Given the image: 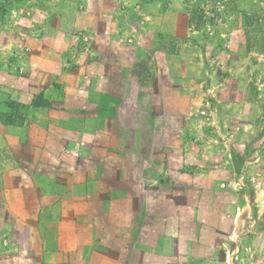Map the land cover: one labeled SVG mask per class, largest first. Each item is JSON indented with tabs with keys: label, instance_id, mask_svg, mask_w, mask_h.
Instances as JSON below:
<instances>
[{
	"label": "crops",
	"instance_id": "1",
	"mask_svg": "<svg viewBox=\"0 0 264 264\" xmlns=\"http://www.w3.org/2000/svg\"><path fill=\"white\" fill-rule=\"evenodd\" d=\"M81 3V10L69 5L77 18L69 23L73 31L63 30L57 17L48 25L60 44L36 47L29 67L16 72L19 77L9 76L17 71L12 68L0 74V110L5 95L35 115L31 121L24 114L21 126L0 123V264L203 261L195 252L202 221L194 204L180 202L202 196L196 187L202 177L158 173L159 159L154 152L143 157V152L162 149V126L155 121L132 124L134 113H154L145 101L160 100L164 66L153 61L148 46L134 45L141 28L165 34L163 15L146 16L149 21L139 27L135 17L111 19L94 12L91 0ZM117 8V14L124 10L123 5ZM180 23L173 32L179 37L186 33ZM83 34L91 44L79 40ZM184 46L178 61L193 63L192 44L188 52ZM142 66L154 73L150 86L156 94L138 91L139 104L128 106L130 87L144 84L134 72ZM41 93L51 107L32 106ZM159 113L156 109L155 116ZM89 118L91 125L86 124ZM79 146L85 149L80 158L72 155ZM168 198L178 202L165 205Z\"/></svg>",
	"mask_w": 264,
	"mask_h": 264
},
{
	"label": "rangeland",
	"instance_id": "2",
	"mask_svg": "<svg viewBox=\"0 0 264 264\" xmlns=\"http://www.w3.org/2000/svg\"><path fill=\"white\" fill-rule=\"evenodd\" d=\"M70 1L0 0V74L12 68L17 71L9 76L19 77L16 72L29 67L26 64L38 48L60 44L54 35L51 37L48 26L55 17L63 30L73 31L69 23L77 18L68 11L69 5L72 3L75 10L83 6L81 0ZM91 3L97 14H107L111 19L135 17L139 27L149 21L146 16L163 15L165 34L141 28L142 35L134 45L148 46L153 61L164 66L159 71L160 100L145 101L148 111L154 113H134L132 124L142 126L155 121L162 126L158 135L164 141L162 149L152 151L146 147L143 152V157L159 159L161 165L157 169L153 166L152 173L197 175L203 179L196 184L202 196L180 200L185 207L194 204L202 221V229L195 234V252L196 258L203 261L195 264H264V0ZM120 5L124 10L117 14ZM178 23L186 31L180 37L173 34ZM79 40L91 44L88 35H80ZM157 42L160 46L155 50ZM184 44L187 52L192 44L193 63L178 61V51ZM144 54L141 59L138 56L141 63ZM134 72L144 84L130 87L133 92L127 97L128 106L139 104L138 91L148 97L156 94L150 86L154 73L143 66ZM192 81L198 90L193 85L194 89L190 88ZM36 98L44 105L42 109L52 106L43 93ZM3 99L6 103L0 110L1 124L21 126L24 114H30L31 121L35 119L31 110L28 112L5 95ZM156 109L161 116H155ZM87 123L92 124L90 118ZM84 152L80 147L72 155L80 158ZM167 201L172 202L170 206L178 202L168 198L165 205Z\"/></svg>",
	"mask_w": 264,
	"mask_h": 264
},
{
	"label": "trees",
	"instance_id": "3",
	"mask_svg": "<svg viewBox=\"0 0 264 264\" xmlns=\"http://www.w3.org/2000/svg\"><path fill=\"white\" fill-rule=\"evenodd\" d=\"M39 99V98H38ZM38 99L37 98H35L34 99V101L32 102V106H34V107H38V108H42L44 105H40V102L38 101ZM42 101V100H41ZM45 103V102H44ZM46 107V106H45ZM44 107V108H45ZM47 107H48V105H47Z\"/></svg>",
	"mask_w": 264,
	"mask_h": 264
}]
</instances>
